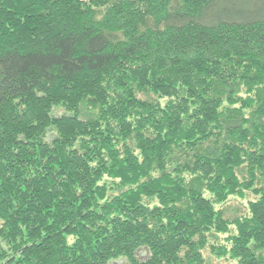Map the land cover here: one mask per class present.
I'll use <instances>...</instances> for the list:
<instances>
[{"label": "trees", "instance_id": "1", "mask_svg": "<svg viewBox=\"0 0 264 264\" xmlns=\"http://www.w3.org/2000/svg\"><path fill=\"white\" fill-rule=\"evenodd\" d=\"M118 260L264 264V0H0V264Z\"/></svg>", "mask_w": 264, "mask_h": 264}, {"label": "rangeland", "instance_id": "2", "mask_svg": "<svg viewBox=\"0 0 264 264\" xmlns=\"http://www.w3.org/2000/svg\"><path fill=\"white\" fill-rule=\"evenodd\" d=\"M161 102L163 103L164 102V99H161ZM58 113H61V111H58ZM139 256L140 257H145V252L144 251H141L139 253ZM115 264H124V261L123 260H118Z\"/></svg>", "mask_w": 264, "mask_h": 264}]
</instances>
